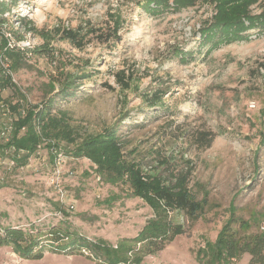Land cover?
<instances>
[{
  "label": "rangeland",
  "instance_id": "obj_1",
  "mask_svg": "<svg viewBox=\"0 0 264 264\" xmlns=\"http://www.w3.org/2000/svg\"><path fill=\"white\" fill-rule=\"evenodd\" d=\"M217 1L17 0L2 32L23 36L11 39L28 49L27 63L14 72L4 65L13 86L3 89L1 99L14 104L19 89L30 104H40L49 76L58 75V50L67 70L84 69L92 78L74 99L60 102L65 115L49 117L56 131L61 125L62 138L73 139L56 140L58 155L45 141L21 167L13 152L0 151V227L32 234L60 227L104 240L113 250L134 242L154 216L152 208L131 196L128 185L106 184L88 157L70 154L84 137L118 127L122 156L140 154L167 178L191 167L188 188L205 206L197 220L183 211L171 214L184 233L166 240L163 249L134 244L140 264H200L199 248L216 240L232 207L249 232L264 233V18H258L264 1L250 6L252 20L225 28ZM18 18L51 33L49 56L32 53L44 41ZM65 34L75 40H61ZM12 118L0 108V127ZM199 130L216 134L210 148L192 142L190 134ZM158 157L172 163L161 166ZM88 254L47 247L42 258L32 259L0 246V264H103ZM136 258L129 264H138ZM249 260L245 254L232 264Z\"/></svg>",
  "mask_w": 264,
  "mask_h": 264
},
{
  "label": "trees",
  "instance_id": "obj_2",
  "mask_svg": "<svg viewBox=\"0 0 264 264\" xmlns=\"http://www.w3.org/2000/svg\"><path fill=\"white\" fill-rule=\"evenodd\" d=\"M263 1L218 0L216 16L225 19L220 23V27L225 28L237 24L246 18L252 20L250 6ZM16 3L17 0H0L1 91L8 86H13L11 74H2L5 69L4 65L8 64V68L14 72L22 67V64L26 65L27 63L25 57L28 54V49H22L16 44H12L13 39L19 42L23 36L17 30H10L9 36L2 32L9 22L5 14ZM226 7L227 9H225ZM258 18H264V6L261 8V15ZM18 19L19 24L26 27L28 32L37 33L44 41L43 44L36 46L32 53L38 56H49L52 52L49 48L50 39H52L51 33L38 30L32 22H27L25 18ZM115 34L114 31L107 35L113 37ZM69 37L75 40L69 34H65L61 40L71 42ZM73 44L79 47L80 42H73ZM61 54L62 52L58 50V75L49 76L47 84L49 89L44 90V99L40 104H30L19 89H16V92L19 93L20 99L14 104L6 103L13 115V130L9 140L0 144V151L13 152V161L17 166H24L45 141L52 152L61 150L58 147V142H61V139L73 143L70 136L62 138L61 125L56 131L55 122L51 124L49 117L55 112L65 115L59 107L60 102L74 99L85 81L90 80L92 76L84 69L76 72L67 70L68 65L63 60L64 55L61 58ZM76 68L80 69L78 64ZM63 128H69L71 131L66 122H64ZM190 136L196 147L202 150L210 148L216 138V134L206 130H199ZM121 146L123 143L118 134V127H113L104 134L84 137L81 142L74 145L70 154L75 158L88 157L98 165L97 172L106 184L111 186L128 185L131 196L142 199L152 208L154 216L134 238V242L128 245L120 244L117 250H113L111 245L104 240L93 242L76 232H70L60 227H54L50 233L38 230L36 234L26 232L21 228L0 227V246L11 247L14 253L24 258H42L43 252L48 247L50 251L61 254L77 251L84 255L85 252H88L89 257L102 261L103 264H129L131 258H136L134 257V244L141 247H151L148 244H153V250H161L170 237L183 234V228L173 223L171 214L183 211L190 219L197 220L205 209V206L197 201L195 194L188 188L187 182H189L191 167L185 173L178 172L175 177L170 173L172 178H167L162 175V170L157 172L156 166L150 164L151 162L148 163L146 158L140 154H138V158L131 159L122 156ZM156 162L166 168L172 163L162 157H158ZM203 203L205 204V202ZM250 229L251 226L247 222L235 216L232 207L230 216L222 226L216 240L214 242L206 241L205 245L199 248L200 254H198L197 260L200 264H232L247 254L250 256L248 264H264V233L249 232ZM141 249L138 251L141 252ZM151 251V248H148L147 253L149 254ZM135 261L140 264L141 258H136Z\"/></svg>",
  "mask_w": 264,
  "mask_h": 264
},
{
  "label": "built area",
  "instance_id": "obj_3",
  "mask_svg": "<svg viewBox=\"0 0 264 264\" xmlns=\"http://www.w3.org/2000/svg\"><path fill=\"white\" fill-rule=\"evenodd\" d=\"M2 74L3 75H8V74H10V72H6L4 70ZM0 95H2V91L1 90H0ZM0 108L2 110V113H3V116L4 117H8L9 115H11V118H12V113L9 110V108H8L7 104L5 103V100L4 99H1L0 100ZM12 121H13V118H12ZM12 130H13L12 122H11V125L10 126L7 125L5 127H0V141L1 140H3L4 142L5 141H8L9 138H10V136H11V134H12ZM55 152H53V153L56 154V155H58V151L56 150Z\"/></svg>",
  "mask_w": 264,
  "mask_h": 264
}]
</instances>
